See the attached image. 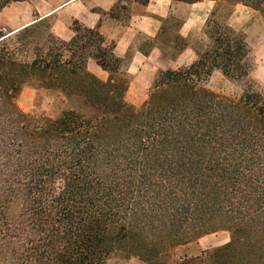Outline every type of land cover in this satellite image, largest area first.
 Wrapping results in <instances>:
<instances>
[{
    "label": "trees",
    "instance_id": "obj_1",
    "mask_svg": "<svg viewBox=\"0 0 264 264\" xmlns=\"http://www.w3.org/2000/svg\"><path fill=\"white\" fill-rule=\"evenodd\" d=\"M149 1L94 11L126 22L131 3ZM170 1L211 3L205 38L190 64L155 74L140 107L98 28L73 20L67 41L45 20L0 31V264H105L117 250L170 264V249L220 230L227 243L177 264H264V90L246 79L249 48L228 23L236 4L264 19V0ZM168 19L143 54L189 46L160 38ZM214 70L245 80L241 94L209 89ZM25 84L61 94L58 114L22 111Z\"/></svg>",
    "mask_w": 264,
    "mask_h": 264
},
{
    "label": "rangeland",
    "instance_id": "obj_2",
    "mask_svg": "<svg viewBox=\"0 0 264 264\" xmlns=\"http://www.w3.org/2000/svg\"><path fill=\"white\" fill-rule=\"evenodd\" d=\"M60 1L62 0H55V2ZM124 3H126V1ZM173 4V9H171L166 17L169 19L164 25L165 31L160 35V38L173 39L180 34V32H188L186 37L188 45L191 48L198 46L200 41L205 38L204 22L211 8V3L203 2L195 5H188L173 2ZM107 15L108 14L105 13L102 14L101 17L106 18L108 17ZM120 22L126 23L124 21ZM183 22H185V25L181 31L180 23ZM228 23L235 30L244 35L249 48L251 70L246 79L253 82L257 88L264 90V19L253 9L241 4H236L229 16ZM48 26L50 27L49 23ZM0 31L4 32L3 30ZM149 42V39H147L145 35L139 34L135 39V46L148 49ZM162 50L165 59L169 60L174 51L166 46H163ZM193 52L187 53L180 63L189 62L191 58L194 60L195 53L193 54ZM126 60H128V58ZM149 64L152 65L154 63L150 62ZM178 65L179 63L163 64L158 67L156 71H151V68H148L142 73L136 72L132 76L129 75V87L125 94L127 102L136 107H140L148 97L149 88L155 74L159 70L177 68ZM123 68L125 69V65H123ZM244 84L245 80H230L219 70H214L207 82L209 89L219 95L227 97L239 96L244 89ZM61 99V94L56 91L55 93L49 92L43 89H36L32 84H25L22 87L17 103L24 112L54 117L62 107ZM229 239L230 235L227 231L220 230L208 233L187 244L170 249L166 260L170 264H177L183 257L197 256L205 250H210L227 243ZM105 264H141V261L136 256H129L121 250H117L110 255Z\"/></svg>",
    "mask_w": 264,
    "mask_h": 264
},
{
    "label": "crops",
    "instance_id": "obj_3",
    "mask_svg": "<svg viewBox=\"0 0 264 264\" xmlns=\"http://www.w3.org/2000/svg\"><path fill=\"white\" fill-rule=\"evenodd\" d=\"M117 0H23L13 1L0 11V30L4 33L16 31L39 20L50 24V31L62 40L72 37L71 22L78 20L88 28H98L107 43H114V53L122 59L127 73L132 76L142 73L148 68L156 71L163 64L179 63L178 67L186 66L182 58L193 49L187 46L174 59H165L161 49L154 45L147 55L135 46V39L143 34L153 40L157 35L162 21L167 17L174 4L170 0H150L147 5L130 4V17L121 23L111 17L102 18L94 9L108 12ZM195 5V4H188ZM183 22L180 30L184 27ZM187 37V33L180 32ZM194 54V52H193ZM128 58V60H126ZM152 62L154 64L150 65ZM125 63V64H124ZM87 69L102 80L107 79V72L102 70L93 59L87 61Z\"/></svg>",
    "mask_w": 264,
    "mask_h": 264
}]
</instances>
